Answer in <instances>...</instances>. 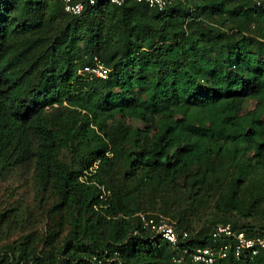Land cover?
Segmentation results:
<instances>
[{
    "label": "trees",
    "instance_id": "obj_1",
    "mask_svg": "<svg viewBox=\"0 0 264 264\" xmlns=\"http://www.w3.org/2000/svg\"><path fill=\"white\" fill-rule=\"evenodd\" d=\"M94 57L106 78L81 71ZM19 164L34 198L0 206V264H197L183 249L218 224L264 233V0H98L80 15L0 0V176ZM184 177L218 193L216 213L198 230L168 217L189 233L173 247L136 212Z\"/></svg>",
    "mask_w": 264,
    "mask_h": 264
},
{
    "label": "built area",
    "instance_id": "obj_2",
    "mask_svg": "<svg viewBox=\"0 0 264 264\" xmlns=\"http://www.w3.org/2000/svg\"><path fill=\"white\" fill-rule=\"evenodd\" d=\"M65 12L71 15H80L85 10L91 9L98 0H59ZM115 6H121L128 1L143 3L149 7L163 9L180 0H102ZM90 77L106 78L108 68L103 62L94 57L91 64L84 65L81 70ZM141 226L153 234L160 235L171 246L176 247L179 241H186L189 233L187 230L177 231L168 217L157 212L137 211ZM212 243L205 246L185 247L183 253L189 255L192 262L197 264H219L220 260L226 259L229 251L234 258H239L244 251L252 256L264 254V233L256 232L248 234L245 231L233 229L230 223L216 225L211 233Z\"/></svg>",
    "mask_w": 264,
    "mask_h": 264
},
{
    "label": "rangeland",
    "instance_id": "obj_3",
    "mask_svg": "<svg viewBox=\"0 0 264 264\" xmlns=\"http://www.w3.org/2000/svg\"><path fill=\"white\" fill-rule=\"evenodd\" d=\"M255 103V99L246 100L243 104V112L254 108ZM130 122L133 125L140 124L135 119H130ZM222 161V164L226 163V160ZM226 172L227 170L224 171L221 166L217 168L216 172H208L206 177L209 180H213L215 177L224 178ZM32 178L33 168L27 164L16 165L7 173L1 174L0 206L8 204L14 199L32 205L34 198ZM206 193L209 195L205 196ZM217 194L215 190L207 191L204 187L198 190L195 185L191 184L189 177H184L177 184L171 182L160 188L149 190L141 197V204L149 209H158L160 212L157 213L165 214L167 217L178 219L179 216H182L194 230L203 226L208 229V224L216 213Z\"/></svg>",
    "mask_w": 264,
    "mask_h": 264
}]
</instances>
